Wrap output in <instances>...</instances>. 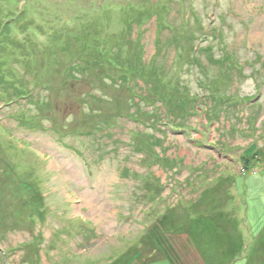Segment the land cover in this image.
<instances>
[{
	"label": "rangeland",
	"instance_id": "1",
	"mask_svg": "<svg viewBox=\"0 0 264 264\" xmlns=\"http://www.w3.org/2000/svg\"><path fill=\"white\" fill-rule=\"evenodd\" d=\"M0 24V264H264V0H0Z\"/></svg>",
	"mask_w": 264,
	"mask_h": 264
},
{
	"label": "trees",
	"instance_id": "2",
	"mask_svg": "<svg viewBox=\"0 0 264 264\" xmlns=\"http://www.w3.org/2000/svg\"><path fill=\"white\" fill-rule=\"evenodd\" d=\"M11 14V13H10ZM13 18H14V15H13ZM14 20V19H13ZM13 20H11V21H13ZM16 25V24H15ZM0 26H1V24H0ZM6 27V26H5ZM0 31H1V33H3V28L1 29V27H0ZM99 46L97 47V52H98V55H100L101 54V51L99 50ZM108 52L109 53H111V54H109V53H106V55L105 56H103V55H101V58H103V59H105V60H109V63L110 64H112L113 65V63L114 64H116V65H118V69L119 70H123V69H125L126 68V66L125 65H121L117 60H115V59H113L112 58V52L108 49ZM111 55V56H110ZM191 55H192V61H193V64H192V67H194V69H197V63L195 64V57H197V49L196 50H194V52H192L191 53ZM100 57V56H99ZM103 59H101V60H103ZM237 67V68H236ZM140 68L143 70V66H140ZM235 68L237 69V70H242L243 69V66L242 65H235ZM129 69H131V68H129ZM256 69V68H255ZM127 77V76H126ZM201 83H202V81H201ZM263 84H264V81H263ZM202 85H203V87H205V85H204V83H202ZM261 88V87H260ZM128 89H129V91L132 93V94H134V93H136L134 90H133V88L132 87H128ZM179 93V95L180 96H186L187 97V93L189 94V96H190V99H193V98H195L194 100H196L197 99V97L195 96V97H193L187 90H184V91H180V92H178ZM182 93H184V94H182ZM259 94V93H258ZM33 95V92H30V93H26V94H21V95H18L15 99H13V100H10V101H8V103L7 104H10V103H15V102H17V100H19V99H27V98H29L30 96H32ZM257 95V94H256ZM231 97V96H230ZM255 98H257V96H255V97H252V96H247V97H245L244 98V100H248V103L250 104V103H252L254 100H255ZM142 101L144 102V103H146V105L148 106V107H152L151 106V104H149V103H147L146 101H145V99H144V97H142ZM161 102H163V103H165L164 102V100L162 99L161 100ZM156 107L154 106L153 107V109H155ZM129 120H132L131 118L129 119ZM134 120L135 121H144V122H146L145 120H142L140 117H135L134 118ZM134 120H132V121H134ZM160 120V119H159ZM159 120L157 119V124H158V122H159ZM171 126L173 127V124H171ZM255 152L254 153H250V152H247V154L246 155H244L243 157H244V159H245V161H246V163H248V161H249V159L250 158H257V156H258V154L259 153H261V155H262V152H261V148L260 147H256L255 148ZM263 156H261V158H262ZM205 220H201V221H199V222H196L195 224H197L198 226H200V227H208V225H210L211 227H214L215 226V224H214V226L209 222V220H206V218L205 217H203ZM212 222L213 223H216V221H214V220H212ZM169 264H172L171 262L169 263Z\"/></svg>",
	"mask_w": 264,
	"mask_h": 264
},
{
	"label": "bare ground",
	"instance_id": "3",
	"mask_svg": "<svg viewBox=\"0 0 264 264\" xmlns=\"http://www.w3.org/2000/svg\"><path fill=\"white\" fill-rule=\"evenodd\" d=\"M72 23V22H71ZM256 99V98H255ZM232 201H230V203H231Z\"/></svg>",
	"mask_w": 264,
	"mask_h": 264
}]
</instances>
